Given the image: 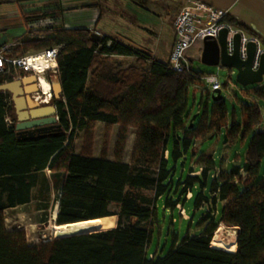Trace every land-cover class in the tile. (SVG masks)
Instances as JSON below:
<instances>
[{
    "label": "trees",
    "instance_id": "1",
    "mask_svg": "<svg viewBox=\"0 0 264 264\" xmlns=\"http://www.w3.org/2000/svg\"><path fill=\"white\" fill-rule=\"evenodd\" d=\"M44 33L43 37H22L8 55L59 46L56 63L62 98L54 103L62 131L30 140L17 139L14 128L4 122V99L9 94L0 92V264H264V163L263 175L259 176L264 160V128L252 135L243 165L233 166L229 173L221 172L220 182L212 188L213 198L223 201L219 218L206 211L199 219L203 230L198 236H185L164 256H152L146 251L151 232L141 222L151 217L156 201L170 191L168 162L180 155L177 140L181 139L186 149L205 128L201 124L188 128L190 116H184L187 88L200 80L201 74L190 66L192 75L186 78L172 70L169 62L157 60L146 50L106 35L93 39L92 30L87 28H56ZM110 55L133 56L135 64L87 81V72L91 70L92 75L98 71ZM49 74L45 76L48 81ZM9 80L10 74H0V83ZM254 92L264 98V90ZM243 107L244 128L258 126L257 106ZM10 114L14 119L13 107ZM213 116L215 127L225 120L219 100ZM96 121L105 124L106 142L112 126L119 125L112 159L106 156V144L100 156H93L92 141L85 134L83 149L74 152L77 131H87ZM129 127L135 128V139L130 163H125L122 153ZM238 130L239 126L232 124L229 133ZM169 137L173 141L171 149L166 146ZM202 164L199 174L188 175L184 182L177 183L182 187L175 200L167 194L165 207L181 205L188 199L187 191L191 193L189 198L194 196L192 181L203 184L199 176L206 175L210 160ZM44 170L51 172L44 176L46 182L60 176L52 234H76L94 227L95 231L31 245L23 230L5 228L3 210L27 203L38 173ZM149 188L153 189V198L142 192ZM204 200L198 194L195 207ZM112 203L116 211L109 210ZM218 223L236 227V242L227 243L235 249L211 245Z\"/></svg>",
    "mask_w": 264,
    "mask_h": 264
},
{
    "label": "rangeland",
    "instance_id": "2",
    "mask_svg": "<svg viewBox=\"0 0 264 264\" xmlns=\"http://www.w3.org/2000/svg\"><path fill=\"white\" fill-rule=\"evenodd\" d=\"M144 2L147 3L148 1L144 0ZM157 2L165 6L166 13L162 15L161 19L156 20L158 29H156L155 34L149 33L143 28L147 23L154 25V18H152L151 14L146 10L140 11V9H137L133 14H129L123 0H116L114 10L124 13L127 19H124V21L116 20L112 24L115 26L114 31L120 32L137 44L155 49L158 57L168 62L166 58L172 42L171 27L175 18V16L171 18V13H173L178 4L174 0H157ZM106 17L107 15L104 11L100 25L105 23ZM193 53L194 56L191 58L190 66L194 72L201 75H217L221 86V98L219 102L222 105L225 120L215 127L217 123H215L213 110L215 109L216 101L213 100L209 92V85L204 79H200L188 86L185 97L184 116L189 115L191 118L193 115H196L193 119V124L195 126L201 124L205 128L196 139H193L192 144L186 149L183 147L182 140H177L180 155L175 159L170 158L168 162L172 178V185L170 186V191L167 193L169 198L171 200L177 198L182 187V185L177 183L184 182L188 175L199 174L197 171L200 166L203 167L202 163L206 164L210 160V167L206 171L205 176H199V179L203 182L202 185L199 180L192 181L191 192L194 196L180 202L186 217L179 215L177 207L164 206V200L167 196L165 194L156 201V207L152 209L151 217L141 222L151 232L146 251L152 256H164L185 236H198L203 230V225L199 224V219L206 211L210 215H213L215 219L219 218L221 203L223 201L213 198L215 196L212 193V188L220 182V178H222L221 172L229 173L233 166L241 167L243 165L252 135L264 128V98L258 97L254 92L256 89L264 90V81L260 84L241 86L235 82V69L223 66H208L201 62L200 55L197 52ZM49 76L52 78L54 74L51 73ZM214 95H216V92ZM50 97L51 91L47 98L43 97L40 91L38 95L36 94V98L40 103L48 102ZM244 105L257 106L260 113V124L258 126L254 125L251 128H244ZM210 123L211 126H209ZM232 124L239 126V130L236 134L231 135L229 128ZM133 132V128L127 129L124 148L125 157L129 153V146L133 140ZM84 134L86 138L90 137L92 141L90 144L93 155H101L104 144H106V156L108 158L112 157L114 135L106 142L103 127L100 125L92 127L91 124L90 128L83 132V139L82 133L75 138V152L83 149ZM224 138H226L225 141ZM166 146L168 149L173 148L171 137H169ZM263 163L264 160H262L259 171L260 177L263 175ZM50 174L49 170L38 173L36 186L32 189L31 193L32 200L28 204L3 210L5 228L7 230H23L27 243L31 245L55 238L50 224L55 221L52 218V212L57 199L60 176L55 181L49 180V182H46L44 176L48 177ZM214 176L217 177L214 178ZM142 192L146 196L153 198V189L149 188ZM198 194H201L205 200L200 202V206L195 207ZM116 208V205L113 203L109 206L110 211H116ZM115 223L116 216L114 225ZM95 229L94 227L82 232H89ZM236 232V228L218 223V226L212 232L211 245L228 250L235 249V247H231L227 243L233 237L236 238Z\"/></svg>",
    "mask_w": 264,
    "mask_h": 264
},
{
    "label": "crops",
    "instance_id": "3",
    "mask_svg": "<svg viewBox=\"0 0 264 264\" xmlns=\"http://www.w3.org/2000/svg\"><path fill=\"white\" fill-rule=\"evenodd\" d=\"M129 14L135 13L137 9L140 11H148L152 18H154V25L147 23L144 25V30L149 33L156 32L157 22L156 20L161 19L162 15L166 13V8L163 4H158L157 0H123ZM146 1V0H145ZM177 2V6L171 13V18L176 16L179 10L185 5L187 0H174ZM207 6L225 10L227 12L225 20L248 34L257 35L264 43V0H197ZM116 0H0V37L5 36L6 43L16 44L24 36H37L43 37L44 31L48 29H78L87 28L89 30L97 32L99 35H106L113 37L126 45H129L136 49L148 51L152 57L157 60L166 62L158 57L155 53V49L147 46L137 44L135 41L128 39L120 32H116L115 26L112 23L118 21H124L126 15L120 11H115ZM148 4V5H146ZM165 4V3H164ZM106 13L109 18L105 23L100 25L103 17V13ZM36 12H51V14L39 18L26 17V14H32ZM120 25V24H119ZM121 26V25H120ZM171 27V26H170ZM114 32V33H113ZM172 42L167 53V58L171 50L173 43V31ZM12 45V46H13ZM33 51L31 49L27 50ZM25 52V53H26ZM56 63V62H55ZM135 64V58L133 56H122V55H110L106 57L103 65L98 67V71H95L91 75V70L87 72V81L92 77L97 80L98 77L106 74H114L118 70L125 69L130 65ZM57 66V63H56ZM96 66L94 65L93 68ZM59 77V74H56ZM94 125H100L103 127L104 122L96 121ZM133 128V140L129 146V153L125 157L124 149L122 153V160L125 163H130L131 151L133 142L135 139V128ZM119 131V125L114 124L110 133L113 137V152L112 159L114 157V146L117 140ZM83 130L77 131L75 138L81 135L83 139ZM74 138V140H75ZM126 144V140H125ZM74 145V142H73ZM125 148V145H124ZM75 152V151H74ZM80 152V151H79ZM78 153V152H75ZM167 154V153H166ZM93 155V154H92ZM98 157L100 155H93ZM108 158V157H107ZM201 166L197 173H199ZM36 185L31 187L30 200L27 203L18 204L16 206H22L28 204L32 200V189ZM59 189L57 190V198L59 196ZM191 194V193H190ZM56 201H58L56 199ZM223 203V202H222ZM15 207V206H14ZM10 208V207H9ZM222 224V223H220ZM229 227V226H228ZM233 227V226H232ZM236 228V227H234Z\"/></svg>",
    "mask_w": 264,
    "mask_h": 264
},
{
    "label": "built area",
    "instance_id": "4",
    "mask_svg": "<svg viewBox=\"0 0 264 264\" xmlns=\"http://www.w3.org/2000/svg\"><path fill=\"white\" fill-rule=\"evenodd\" d=\"M226 14L225 10L207 6L200 1L187 0L172 22L174 38L168 56V62L172 70L183 74L186 78L192 75L190 62L194 56L193 52L201 55L204 38L216 39L221 28L228 30L226 50L229 54L232 53V36L235 33L240 34L239 55L242 59L246 56V43L249 41L254 43L255 54L252 68H256L260 54L264 53L262 40L255 34H248L229 24L225 20ZM12 45L5 42L0 46V74L7 73L11 75L12 79H16L27 74H34L36 77L41 74L45 77L47 72L54 75L58 73L55 62L59 46L10 56L8 53ZM52 61L55 63L54 66L49 65ZM200 79H204L209 85L211 94L216 90H220L221 86L216 74L201 75ZM4 104V122L7 126L14 128L15 118L13 119L10 114L12 108L10 95L4 99ZM189 196L190 191H187L186 198H189ZM176 207L179 215L185 216L183 207L180 204H177Z\"/></svg>",
    "mask_w": 264,
    "mask_h": 264
},
{
    "label": "water",
    "instance_id": "5",
    "mask_svg": "<svg viewBox=\"0 0 264 264\" xmlns=\"http://www.w3.org/2000/svg\"><path fill=\"white\" fill-rule=\"evenodd\" d=\"M227 32L226 28H221L216 39L204 38L200 55L201 62L208 66H223L235 69V82L241 86L263 82L264 53L260 54L256 68H252L255 54L254 43L251 41L246 43V56L242 59L239 55L240 34L235 33L232 36V53L229 54L226 50ZM91 37L98 40L100 35L92 31ZM5 40V36L0 37V46L5 43ZM36 79L37 77L34 74H27L20 78L0 83V92H7L10 95L15 116L14 132L16 138L19 140L57 135L62 131L54 103L55 100L62 98L60 79L57 75H54L52 78L49 77L52 94L46 103L37 102L32 96L33 93L39 92ZM215 92L216 95H214ZM215 92L211 95L214 101H218L221 98L220 90H216ZM195 116L193 115L188 120V128L193 125ZM225 140L226 138H224ZM76 234L58 232L55 238Z\"/></svg>",
    "mask_w": 264,
    "mask_h": 264
},
{
    "label": "bare ground",
    "instance_id": "6",
    "mask_svg": "<svg viewBox=\"0 0 264 264\" xmlns=\"http://www.w3.org/2000/svg\"><path fill=\"white\" fill-rule=\"evenodd\" d=\"M54 62L52 61L51 63H49L50 66H54ZM36 82H37V86H38V90L43 94V97L47 98L50 91H51V85L49 81L46 80V77H44L43 75L39 74L37 79H36ZM49 82V83H48ZM34 94H39V92H35ZM52 94V92H51ZM33 98L39 102L36 98V96L33 95ZM51 98V97H50ZM57 208H58V201L55 202V205H54V208H53V212H52V218L55 219L56 217V213H57ZM55 222V221H54ZM54 222H52L50 224V228L52 230V227L54 225ZM219 230V229H218ZM61 233H71V232H68V231H59ZM230 232V231H229ZM58 233V232H56ZM56 233L54 234V236H56ZM235 234V233H234ZM236 242V238L233 237L230 241H228V243H231V244H234Z\"/></svg>",
    "mask_w": 264,
    "mask_h": 264
},
{
    "label": "flooded vegetation",
    "instance_id": "7",
    "mask_svg": "<svg viewBox=\"0 0 264 264\" xmlns=\"http://www.w3.org/2000/svg\"><path fill=\"white\" fill-rule=\"evenodd\" d=\"M34 96H36V94H34Z\"/></svg>",
    "mask_w": 264,
    "mask_h": 264
}]
</instances>
